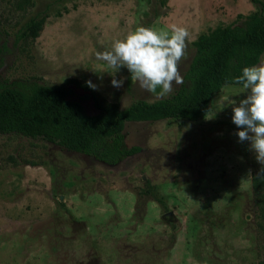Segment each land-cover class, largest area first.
Segmentation results:
<instances>
[{"label": "rangeland", "instance_id": "1", "mask_svg": "<svg viewBox=\"0 0 264 264\" xmlns=\"http://www.w3.org/2000/svg\"><path fill=\"white\" fill-rule=\"evenodd\" d=\"M255 12L264 17V0H0V87L64 86L89 116L166 99L182 84L157 96L96 53L140 26L184 27V80L200 35ZM42 17L32 39L27 26ZM113 75L123 87L111 85ZM245 94L223 87L197 122L127 123L125 145L140 151L115 166L0 135V264H261L252 182L261 165L231 120Z\"/></svg>", "mask_w": 264, "mask_h": 264}, {"label": "trees", "instance_id": "2", "mask_svg": "<svg viewBox=\"0 0 264 264\" xmlns=\"http://www.w3.org/2000/svg\"><path fill=\"white\" fill-rule=\"evenodd\" d=\"M45 20H32L27 26L28 36L37 38ZM193 45L194 58L174 95L152 103L138 101L102 115H86L78 102L69 100L71 91L64 86L36 84L27 91L1 86L0 135L42 139L115 166L140 151L125 145L123 130L127 123L167 119L197 122L206 116L212 97L223 87L241 86L233 78L244 67L257 65L264 54V17L259 12L238 15L232 25L200 35ZM252 182L264 222V176L255 175ZM158 203L164 206L161 199Z\"/></svg>", "mask_w": 264, "mask_h": 264}, {"label": "clouds", "instance_id": "3", "mask_svg": "<svg viewBox=\"0 0 264 264\" xmlns=\"http://www.w3.org/2000/svg\"><path fill=\"white\" fill-rule=\"evenodd\" d=\"M189 35L187 29L179 26L170 31L140 26L115 40L110 49L97 52L96 59L116 72L126 68L141 89L163 97L172 92L173 83L183 84L179 62L186 56ZM233 79L246 94L232 103L231 120L240 129L236 133L239 142H249V150L261 165L256 175L264 176V60L244 67ZM124 81L125 78L116 79L113 75L111 85L119 89ZM86 84L95 90L91 81Z\"/></svg>", "mask_w": 264, "mask_h": 264}]
</instances>
